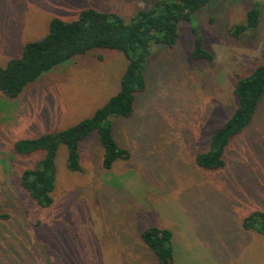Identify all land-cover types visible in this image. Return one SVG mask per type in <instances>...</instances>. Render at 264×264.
Here are the masks:
<instances>
[{
	"label": "rangeland",
	"instance_id": "rangeland-1",
	"mask_svg": "<svg viewBox=\"0 0 264 264\" xmlns=\"http://www.w3.org/2000/svg\"><path fill=\"white\" fill-rule=\"evenodd\" d=\"M255 4L259 25L234 35ZM88 7L129 20L144 2L0 0V64L43 38L52 18L74 20ZM196 33L212 61L192 57ZM179 34L174 46H155L149 55L136 113L114 120L115 138L134 153L133 162L103 169L102 146L91 135L81 146L84 170L70 171L61 147L57 201L45 209L19 191L16 179L44 151L19 155L15 142L91 117L120 89L128 59L94 49L57 65L17 98L0 92V217L10 215L0 219V264H160L142 238L153 225L173 231L175 264H264V234L243 227L246 215L264 213V104L227 147L225 167L203 170L195 161L236 108L239 79L264 63V0H213L181 21ZM162 113L167 125L159 129ZM171 126L180 149L162 151L155 141L166 139ZM159 148L148 160L145 150Z\"/></svg>",
	"mask_w": 264,
	"mask_h": 264
},
{
	"label": "trees",
	"instance_id": "trees-1",
	"mask_svg": "<svg viewBox=\"0 0 264 264\" xmlns=\"http://www.w3.org/2000/svg\"><path fill=\"white\" fill-rule=\"evenodd\" d=\"M211 1L213 0H143L144 7L129 20L117 12L84 8L74 20L52 18L43 38L26 42L19 55L11 58L5 65L0 64V92L9 98H17L29 84L57 65L91 50H118L128 59L120 89L91 117L64 130L21 138L15 142L14 152L19 155L44 151L43 157L34 167L24 168L18 173L16 179L20 185L19 191H25L41 209L55 204L60 148L65 147L67 150V168L70 171H82L85 148L81 146L91 135L96 136L102 146L103 169H111L119 160L131 159L130 162H133L134 153L115 138L114 120H125L136 113L137 93L144 92L148 86L145 63L154 47L174 46L180 35V22L190 21L199 9ZM260 20V4H255L248 11L246 21L234 26L233 34L239 35L256 28ZM192 57L207 61L214 59V54L205 47L198 33L194 37ZM234 90L237 106L232 115L212 132L208 149L195 156L200 169L216 171L225 167L224 155L232 139L257 116L261 104H264V63L248 76L239 79ZM155 124L159 129L167 125L164 113L158 116ZM171 127L172 131L167 133L166 139L155 141L162 144V151L167 145H171L172 149H180L175 126ZM160 148L146 149L148 160L157 156ZM8 218L9 214L0 217L3 221ZM243 227L246 230L256 229L264 234V213H249L243 219ZM142 238L156 254L160 264H175L174 234L170 228L153 225L144 229Z\"/></svg>",
	"mask_w": 264,
	"mask_h": 264
}]
</instances>
